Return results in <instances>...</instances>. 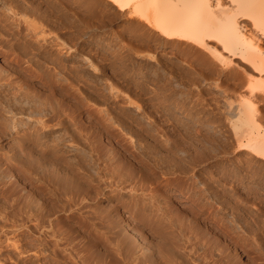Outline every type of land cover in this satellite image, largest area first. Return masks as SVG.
I'll return each mask as SVG.
<instances>
[{
  "label": "rangeland",
  "instance_id": "374dc122",
  "mask_svg": "<svg viewBox=\"0 0 264 264\" xmlns=\"http://www.w3.org/2000/svg\"><path fill=\"white\" fill-rule=\"evenodd\" d=\"M114 10L0 0V264H264V157L236 147L223 113L237 66Z\"/></svg>",
  "mask_w": 264,
  "mask_h": 264
},
{
  "label": "bare ground",
  "instance_id": "6f19581e",
  "mask_svg": "<svg viewBox=\"0 0 264 264\" xmlns=\"http://www.w3.org/2000/svg\"><path fill=\"white\" fill-rule=\"evenodd\" d=\"M101 1H103L109 8L115 9L120 14V18L132 19L135 17L138 21L140 20L143 25L150 28L151 31L153 30L154 33L156 32L159 39L161 37L162 42L160 43L163 46L168 44L178 46L179 42H184V44L188 43L189 47L192 46V48L194 47L202 52L201 57L203 53L204 55L206 53L208 55L207 60H210L209 63L212 65L214 64L215 66L217 65L216 68L220 71L231 66H237V68H233L234 70H232V72V68H228L230 70L228 73L229 76L231 75L230 78L232 77V79L235 80L241 76L240 78L242 79L238 78L237 80V83H240L241 80V84L238 88L240 90L235 96L237 103L232 105L225 101L227 105L224 102L225 105L224 107L222 106L224 110L223 113L226 116L225 119L228 120L227 123L231 126L236 147L247 156L260 157L263 159L264 131H260L259 124L261 123V119H264V115L261 117V115L257 113L256 103L258 101H264V0ZM23 21V26L25 25L23 30L26 31L25 33H27L28 36L30 35V37L33 36L36 38L40 35L41 31L37 30L35 28L36 26L34 27V25L31 24V22L26 21V19ZM38 38L40 37L38 36ZM40 40L37 39L39 43ZM157 43H159V41ZM153 69L154 77L161 73L157 63H155ZM157 78L159 80V77ZM134 110H136L135 107ZM4 116L7 122L5 123L6 130L10 135L13 130L14 121L11 116ZM183 116L185 115L180 114L182 119L184 118ZM187 120L191 121L188 116L186 117V121ZM35 123L36 122H34V124ZM109 124L111 123L109 122ZM206 127L210 130L213 126L207 124ZM59 138L64 139L63 135L59 136ZM65 147L72 156L85 154L82 149L75 145L67 144ZM135 149L138 154L144 155L153 164H159L161 167L163 166L161 164L167 165L164 166L165 170L169 165L170 167L171 165H174L171 161L164 162L156 159L155 154L148 149L146 144L142 145L140 142H137L135 144ZM176 164L175 166H178L177 162ZM166 171L167 174H169L168 169ZM181 191L177 190L174 198L178 201H186L188 193L185 194ZM132 236L133 234L131 237Z\"/></svg>",
  "mask_w": 264,
  "mask_h": 264
}]
</instances>
